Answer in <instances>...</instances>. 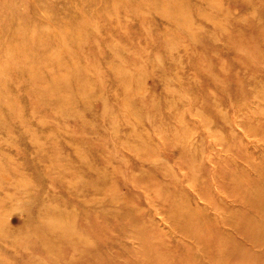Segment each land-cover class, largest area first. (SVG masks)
<instances>
[{
	"label": "rangeland",
	"instance_id": "rangeland-1",
	"mask_svg": "<svg viewBox=\"0 0 264 264\" xmlns=\"http://www.w3.org/2000/svg\"><path fill=\"white\" fill-rule=\"evenodd\" d=\"M258 170L264 0H0V264L263 262Z\"/></svg>",
	"mask_w": 264,
	"mask_h": 264
},
{
	"label": "bare ground",
	"instance_id": "bare-ground-1",
	"mask_svg": "<svg viewBox=\"0 0 264 264\" xmlns=\"http://www.w3.org/2000/svg\"><path fill=\"white\" fill-rule=\"evenodd\" d=\"M257 172L259 174L258 176H259L260 184H258V183L256 184L255 191L257 192V190H259L260 192H262V194H258L257 198L253 197V195H251V194H250V196H248L247 194H244L243 198L239 202H241L240 203L241 206L245 208L244 210H247L248 212H253L255 214H256V212H259L262 216H264V189H262V181L264 179V173L261 172V170L260 171L258 170ZM241 215H243V214H241ZM243 217L245 218V221L243 220L244 218L242 219L241 217L237 218L236 220H231V219L228 220V218H229L228 217L225 220L223 219L225 221L224 224L228 225L229 228H231L232 231L235 233V235L238 236V238H241L242 241L249 242L250 244H255V245H257V247L261 248L262 245L264 246V238L261 237V233L259 232L258 228L261 227L259 225V223H261V225L264 226V219L262 221L258 222L257 218H247L245 216V214L243 215ZM200 222H202L204 224L205 230L209 231L207 233H210L211 230H213L215 227V224L213 222L206 224L207 221L202 220V221H198L197 223H200ZM248 223L254 227L252 231H250L249 229L244 227ZM189 231L191 232L192 230L190 229ZM195 234L201 240V235L199 234V232H196ZM216 234H217V232H215L214 236L208 235L210 237V239L206 238L205 239L206 242H209V240H212L213 238L217 237L218 235H216ZM235 246L237 247L238 244H235ZM239 257L237 256V253L235 252V250L225 253V258L230 262H232V260H235V261L241 260V262H244V260H245L246 263L248 262L247 264H264V261L261 262L259 260V257L255 258V259L253 258L250 261L247 260V258H244L242 255H240ZM246 263L244 262V264H246Z\"/></svg>",
	"mask_w": 264,
	"mask_h": 264
}]
</instances>
